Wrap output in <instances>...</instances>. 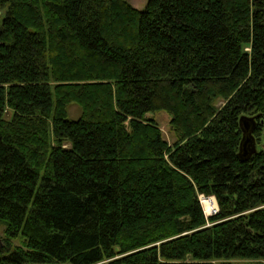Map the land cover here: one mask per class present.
Segmentation results:
<instances>
[{
  "label": "trees",
  "instance_id": "obj_1",
  "mask_svg": "<svg viewBox=\"0 0 264 264\" xmlns=\"http://www.w3.org/2000/svg\"><path fill=\"white\" fill-rule=\"evenodd\" d=\"M242 115L259 138L264 0H0V264H264Z\"/></svg>",
  "mask_w": 264,
  "mask_h": 264
},
{
  "label": "rangeland",
  "instance_id": "obj_2",
  "mask_svg": "<svg viewBox=\"0 0 264 264\" xmlns=\"http://www.w3.org/2000/svg\"><path fill=\"white\" fill-rule=\"evenodd\" d=\"M146 1L147 0H128L129 4L131 6H133L134 8L136 9H143V7L145 6L146 4ZM221 104V103H220ZM66 111H67V117L69 119H77L79 117V114H80V109L79 107L76 105V104H70L66 107ZM148 117H151L155 120L156 124L158 125L160 131H161V134H162V138L168 143V144H172L175 140V137L173 135L172 132H170L169 130V127H168V120H169V115L164 112V111H157V112H154L152 114H148ZM255 138V142H256V151L263 147L264 148V128L261 130V133L259 135V138ZM201 197H204V196H200L199 197V201L201 200L200 204L202 206V209L204 210V212L207 214L208 212H211L212 210H209L207 211L208 209H205L204 206L202 205V200L206 199L205 198H201ZM214 198V197H213ZM213 198H209V205L212 204V203H215ZM212 199V201H211ZM217 206V204H216ZM214 209H215V206H214ZM218 210V207L217 209L215 210V212H217ZM215 212L209 214V215H213L215 214ZM204 213V214H205ZM3 235V227L0 226V237H2ZM12 244L13 245H19L20 244V241L19 239H15L12 241ZM236 262H239V263H245L247 261H236Z\"/></svg>",
  "mask_w": 264,
  "mask_h": 264
},
{
  "label": "water",
  "instance_id": "obj_3",
  "mask_svg": "<svg viewBox=\"0 0 264 264\" xmlns=\"http://www.w3.org/2000/svg\"><path fill=\"white\" fill-rule=\"evenodd\" d=\"M257 117H259V115H242L238 118V126L241 136L238 143L237 156L243 161L248 160L256 152V142L253 132L257 125Z\"/></svg>",
  "mask_w": 264,
  "mask_h": 264
},
{
  "label": "bare ground",
  "instance_id": "obj_4",
  "mask_svg": "<svg viewBox=\"0 0 264 264\" xmlns=\"http://www.w3.org/2000/svg\"><path fill=\"white\" fill-rule=\"evenodd\" d=\"M201 198H205V197H201ZM209 198H213V197H206V199L202 200V205L204 206V208L208 209L207 211L212 210L211 212H208L207 214L203 210L205 215H209V214L213 213V211H215L217 209L216 202H215L214 198H213V200H214L215 203H212V204L209 205V203H208L210 201ZM211 201H212V199H211ZM200 202H201V200H200ZM214 206H215V209H214Z\"/></svg>",
  "mask_w": 264,
  "mask_h": 264
},
{
  "label": "built area",
  "instance_id": "obj_5",
  "mask_svg": "<svg viewBox=\"0 0 264 264\" xmlns=\"http://www.w3.org/2000/svg\"><path fill=\"white\" fill-rule=\"evenodd\" d=\"M200 202V201H199ZM213 212H215V211H213ZM216 213V212H215ZM206 216H209V215H206Z\"/></svg>",
  "mask_w": 264,
  "mask_h": 264
}]
</instances>
